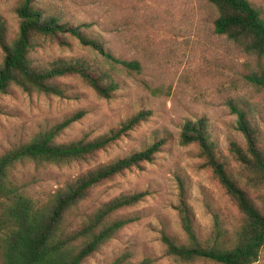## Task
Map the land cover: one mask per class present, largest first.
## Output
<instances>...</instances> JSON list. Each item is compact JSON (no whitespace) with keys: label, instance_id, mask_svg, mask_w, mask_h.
<instances>
[{"label":"rangeland","instance_id":"rangeland-1","mask_svg":"<svg viewBox=\"0 0 264 264\" xmlns=\"http://www.w3.org/2000/svg\"><path fill=\"white\" fill-rule=\"evenodd\" d=\"M248 1L264 16V0ZM21 2L0 0L6 40L17 37L16 8ZM40 7L81 29L116 59L140 67L109 63L75 38H64L66 45L43 42L33 53L36 66L79 62L92 73L107 74L118 89L111 99H103L74 76L58 81L64 98L12 88L0 95V156L79 112L84 117L60 136L59 143L103 137L141 111L151 112V117L87 163L16 166L11 173L15 186L40 203L66 182L163 140V150L153 164L101 185L78 212H90L120 195L149 193L144 202L123 213L136 221L82 264H211L168 256L163 243L164 235L186 242L176 211L181 187L201 240L210 237L217 222L233 229L240 218L212 172L204 168L198 145L183 146L181 134L185 124L203 120L219 156L240 172L229 148L232 143L245 147V140L232 106L247 111L264 149V86L254 80L264 78V59L215 33L218 11L208 0H41ZM1 34L0 29V65ZM249 193L256 199L264 195L253 188ZM5 203L0 200V215ZM255 264H264V248Z\"/></svg>","mask_w":264,"mask_h":264},{"label":"trees","instance_id":"trees-1","mask_svg":"<svg viewBox=\"0 0 264 264\" xmlns=\"http://www.w3.org/2000/svg\"><path fill=\"white\" fill-rule=\"evenodd\" d=\"M208 1L218 11L214 22L215 33L264 59V16L261 9L248 0ZM40 3L41 0H22L16 8L19 30L14 40L4 38L5 30L0 25L3 49L0 95H7L17 87L28 94L64 98L65 92L58 81L74 76L80 78L98 97L111 99L118 86L107 74L92 73L79 62H59L48 68L38 67L33 60L36 48L49 41L66 45L64 38L71 37L97 51L109 63L134 68H139V63L116 59L98 42L87 38L81 29L64 24L57 14L42 9ZM254 80L264 86V78ZM232 111L238 117L237 128L245 140V147L232 143L229 148L240 172H235L219 156L207 136L203 120L185 124L181 134L183 146L198 145L204 168L212 172L240 214L238 225L233 229H226L217 222L210 237L203 241L195 228L188 195L181 187L176 211L186 242L181 243L164 235L163 243L168 256L183 262L255 264L264 248V195L256 199L249 193L252 188L264 191V149L247 111L238 106H232ZM83 117V112L73 114L0 156V200H6L4 212L0 215V264H82L136 221L123 216V213L144 202L149 196L148 192L120 195L100 203L90 212H78L101 185L145 164H153L163 150V140L66 182L40 203L26 196L12 181L11 173L16 166L31 162L54 166L87 163L147 121L151 112H139L103 137L59 143L60 136ZM75 214L78 216L73 218ZM6 227L9 230L5 231Z\"/></svg>","mask_w":264,"mask_h":264}]
</instances>
